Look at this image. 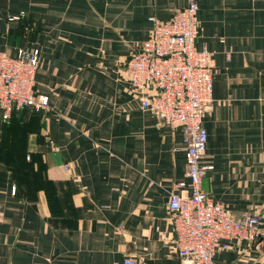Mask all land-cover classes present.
I'll return each instance as SVG.
<instances>
[{
    "label": "crops",
    "instance_id": "crops-1",
    "mask_svg": "<svg viewBox=\"0 0 264 264\" xmlns=\"http://www.w3.org/2000/svg\"><path fill=\"white\" fill-rule=\"evenodd\" d=\"M196 4L195 45L213 66L200 160L210 169L200 188L233 217L249 213L264 224V0ZM185 5L0 0V52L38 49L35 90L49 97L44 121L21 137V155L8 156L21 163V184L0 156V264H178L166 202L185 181L180 132L139 109L121 64L148 36L149 18L167 20ZM22 14L40 21L33 39L16 35ZM20 113L0 118V150L17 135L8 121ZM26 153L30 162L19 157ZM212 262L264 264V239L220 240Z\"/></svg>",
    "mask_w": 264,
    "mask_h": 264
},
{
    "label": "built area",
    "instance_id": "built-area-1",
    "mask_svg": "<svg viewBox=\"0 0 264 264\" xmlns=\"http://www.w3.org/2000/svg\"><path fill=\"white\" fill-rule=\"evenodd\" d=\"M148 21V36L131 51L123 64V73L138 95L139 109L180 132L185 181L173 185L166 202L178 264H213L220 240L256 242L264 239V224L249 213L233 217L200 188L210 169L202 166L200 160L206 144L202 120L212 103L213 66L206 47L195 45L199 35L196 0H186V5L167 20ZM38 65V49L18 48L14 57L0 52L1 120H9L13 111L24 108L49 110V97L35 90ZM148 87L152 88L150 93H146ZM122 264L146 262L128 257Z\"/></svg>",
    "mask_w": 264,
    "mask_h": 264
},
{
    "label": "rangeland",
    "instance_id": "rangeland-1",
    "mask_svg": "<svg viewBox=\"0 0 264 264\" xmlns=\"http://www.w3.org/2000/svg\"><path fill=\"white\" fill-rule=\"evenodd\" d=\"M23 16L24 15L22 14L18 17L19 21L23 18ZM22 21H23V24H26L25 28L18 30L16 35L19 36V35H21V33L23 34V32H24L25 36L27 35V36H29V38L33 39L34 35L36 36V34L39 31V28L41 26L40 21L37 19L36 20L32 19V17H29L28 19L26 18L25 20L22 19ZM2 53H4V52H2ZM126 59H127V57L123 60V62L121 64L122 65L121 72L123 71V68H124L123 64H124ZM123 76H125V75H123ZM46 112L47 111H40L39 113H36V112H31V111H25V112L20 113V115H18L14 120L8 121L11 124H14V123L16 124V127L11 126L10 128H8L10 130L9 133L11 135L16 133L17 135H14V137H11L9 142L7 141V139L5 137L4 142H3V144L5 145V148L0 150V156H4L6 158L7 164L9 166V176L11 178V181L18 182L19 184L22 183V180L20 178L15 177V175H17L19 172V171H17L18 170L17 167L21 163H18L17 159H16V161H14V160L9 161L8 156H11L13 158L16 155L17 156L21 155V153H18V151H20L23 148L22 142H21V137L24 134H26V135L28 134V135L33 136V133L35 131V127L37 125H39L42 121H44V118H45L44 114H46ZM157 122L159 125H162V123L159 122L158 120H157ZM19 157L22 158V161H25V162L31 161L30 153H26L23 157H21V156H19ZM20 160L21 159H19V161ZM43 165H44V163H43ZM23 182H24L23 184H25V185L30 184L29 180H25Z\"/></svg>",
    "mask_w": 264,
    "mask_h": 264
},
{
    "label": "trees",
    "instance_id": "trees-1",
    "mask_svg": "<svg viewBox=\"0 0 264 264\" xmlns=\"http://www.w3.org/2000/svg\"><path fill=\"white\" fill-rule=\"evenodd\" d=\"M26 109H27V110H30L31 112H36V113H39V112H40V111H35V110H33V109H28V108H24V109H22V110H18V111H16V112L20 113V112H22V111H24V110H26ZM44 185H48L49 187L52 186V184L49 183V182L44 183L42 186H44ZM50 192L53 193L54 191L51 190Z\"/></svg>",
    "mask_w": 264,
    "mask_h": 264
}]
</instances>
